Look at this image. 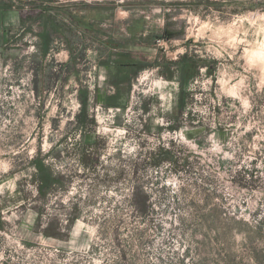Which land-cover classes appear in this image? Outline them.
Listing matches in <instances>:
<instances>
[{"label":"rangeland","instance_id":"rangeland-1","mask_svg":"<svg viewBox=\"0 0 264 264\" xmlns=\"http://www.w3.org/2000/svg\"><path fill=\"white\" fill-rule=\"evenodd\" d=\"M43 1L0 29V264H264V0Z\"/></svg>","mask_w":264,"mask_h":264},{"label":"crops","instance_id":"crops-1","mask_svg":"<svg viewBox=\"0 0 264 264\" xmlns=\"http://www.w3.org/2000/svg\"><path fill=\"white\" fill-rule=\"evenodd\" d=\"M35 2L29 6L28 0H0V29L8 24H44L42 21L44 11L40 5L44 1ZM51 24H55L54 21Z\"/></svg>","mask_w":264,"mask_h":264},{"label":"trees","instance_id":"trees-1","mask_svg":"<svg viewBox=\"0 0 264 264\" xmlns=\"http://www.w3.org/2000/svg\"><path fill=\"white\" fill-rule=\"evenodd\" d=\"M186 58H187V56L184 55L178 61H170V62L165 63L163 65V67L160 64H158L159 72L165 78H167L169 80H173V79L178 78V80L182 86L183 82H184L183 80L185 78H187V76L192 74V69H200L202 66L198 61L185 60ZM137 64H138V62H137ZM123 65H124V63H122V66ZM149 65H153V64H149ZM126 66H128V63H126ZM78 117H79V121L82 123H86L89 121V113H87L85 106L81 109ZM84 163H85V161H84ZM42 177H44V179H46L47 181H52L53 183L60 182V179H61L60 176H53L52 174H49L47 172L42 174Z\"/></svg>","mask_w":264,"mask_h":264},{"label":"bare ground","instance_id":"bare-ground-1","mask_svg":"<svg viewBox=\"0 0 264 264\" xmlns=\"http://www.w3.org/2000/svg\"><path fill=\"white\" fill-rule=\"evenodd\" d=\"M260 48L255 49L253 52L255 55L258 56V58H263L264 59V42H262L261 46H259Z\"/></svg>","mask_w":264,"mask_h":264}]
</instances>
